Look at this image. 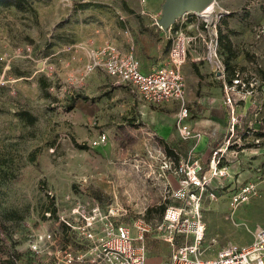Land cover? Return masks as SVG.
<instances>
[{
  "label": "rangeland",
  "instance_id": "1",
  "mask_svg": "<svg viewBox=\"0 0 264 264\" xmlns=\"http://www.w3.org/2000/svg\"><path fill=\"white\" fill-rule=\"evenodd\" d=\"M85 1L92 4L81 7ZM145 1L28 0L24 10L0 8V264H54L56 250L72 243L61 235V219L74 217L76 202L111 209L115 221L132 231L136 220H146L151 224L146 264L167 259L163 213L184 201L193 210L191 197L181 200L173 191L183 177L177 171L180 160L208 164L195 147L198 139L199 145L204 141L202 135L209 138L207 153L219 149L218 166L226 171L212 175L205 166L204 188L193 187L204 226L202 257H215L228 242H251L255 229L264 224V0H215L207 13L217 36L220 28L237 51L231 82L224 71L230 102L222 67L204 43L209 37L205 22L190 27L188 33L199 34L196 55L202 59L188 58L182 68L186 92L191 93L187 137L174 122L173 109L144 106L135 92L117 86L103 69L81 78L86 47L107 40L125 49L132 43L143 60L153 63L166 56L177 25L165 34L153 15L140 12ZM186 16L189 23L196 18L193 12ZM146 37L155 43L163 39L157 55L147 53ZM216 53L223 63L219 44ZM39 78L48 83L47 89L40 87ZM21 110L35 117L33 124L18 115ZM159 128L165 136L158 134ZM102 132L105 142L93 146L91 140ZM246 187V199L231 206V197ZM52 203L54 215L46 211ZM149 207L153 209L147 215ZM47 233L55 241L46 239L40 252L33 251L32 240ZM189 236L187 241H193ZM182 241L176 238L174 243Z\"/></svg>",
  "mask_w": 264,
  "mask_h": 264
},
{
  "label": "built area",
  "instance_id": "2",
  "mask_svg": "<svg viewBox=\"0 0 264 264\" xmlns=\"http://www.w3.org/2000/svg\"><path fill=\"white\" fill-rule=\"evenodd\" d=\"M188 13L176 19L177 28L170 36L165 58L148 71L141 69L140 61L132 49L124 50L117 43L109 40L89 51L81 78L100 68L116 82L126 85L135 92L137 98L145 104L152 106H162L165 103L177 104L175 122L180 134L187 137L191 127L185 122L189 108L185 100L186 85L182 66L190 56L192 45L195 48L196 37L199 35L194 30L188 32L193 29L190 27L198 28L199 22H205L203 26L207 29L209 37L204 43L212 48L213 57L222 67L224 91L227 101L230 102L224 65L216 53L215 24H209L206 19L207 13L203 10L193 12L196 18L194 22L189 23L186 16ZM183 23L186 26H183ZM171 27L167 32L170 33ZM105 140L106 134L102 132L91 140V144L99 145ZM221 155L218 149L210 156L207 166L212 175L226 173L225 166H218ZM204 169L205 166L201 165L198 159L191 162L180 160L178 163L177 171L183 177L179 186L173 191V195L181 200L191 197L193 210L188 208L189 203L185 201L180 205L166 207L161 226L164 225L167 229L164 237L170 244V250L168 258L158 264H264V224L255 229L251 242L242 245L228 242L217 250L215 257H202L199 244L203 238L204 226L200 224L199 196L194 188L199 190L204 188L206 183ZM246 190H249V187L244 188L243 193L232 196L230 205L236 207L243 202L246 199ZM71 213L74 217L61 219L65 226L61 235L72 243L60 246L56 250L54 264H146V234L151 227L149 222L139 218L135 221V231H132L127 224L115 221L114 211L111 209L103 211L97 202H76L71 207ZM189 235H192L193 241H187ZM176 238L184 241L175 244ZM46 239L55 241L54 234L47 233L40 236V239H33L30 248L40 252L41 244Z\"/></svg>",
  "mask_w": 264,
  "mask_h": 264
},
{
  "label": "crops",
  "instance_id": "3",
  "mask_svg": "<svg viewBox=\"0 0 264 264\" xmlns=\"http://www.w3.org/2000/svg\"><path fill=\"white\" fill-rule=\"evenodd\" d=\"M162 3H163V0H146L145 1V3L143 4V6H142V9L140 10V12L142 13V14H146V15H153L154 17H155V23H156V21H157V19L160 17V15H161V5H162ZM138 13V12H137ZM156 32H158V30L156 29V28H154L153 27V29H152V33L155 35V36H157V33ZM165 34H166V32L165 31H163ZM153 38V37H152ZM107 41H109V40H107ZM163 41V39H160V41H159V43H155V41H153L152 39H151V37L149 38V37H146V39H145V42H146V44H147V48H146V51H147V53H150V54H152V55H157L158 53H159V51H160V47H161V43L160 42H162ZM106 42V41H105ZM104 42V43H105ZM119 45V44H118ZM122 49H124V50H128V49H125V48H123L121 45H119ZM95 47H97V46H91V48L89 47V48H87L86 47V49H85V62L87 61V59H88V53H89V51L92 49V48H95ZM200 48V46H198V42H196L195 43V48H194V46L192 45V47H191V50H190V56L188 57L189 59H195V60H201L202 59V56H198V55H196L197 54V49H199ZM130 49H132L133 51H134V53H135V55H136V57L139 59V61H140V67H141V69L143 70V71H148L151 67H153V66H155V65H157L158 63H160L163 59H161V60H159L158 62H156V63H153V62H151V60L150 59H144L143 60V55L141 54V53H139V54H137L138 53V49L136 48H134V46H133V44L131 43L130 44ZM187 58V59H188ZM150 60V61H149ZM187 61V60H186ZM186 63V62H185ZM184 63V64H185ZM183 64V65H184ZM193 67H194V69L196 70V72L198 73V68L195 66V65H193ZM182 68H183V66H182ZM185 68H186V71H187V64L185 65ZM108 75V74H107ZM89 76V75H88ZM88 76H85V79H87L88 78ZM109 76V75H108ZM110 78H111V80H113V82L114 83H116L117 84V86H119V87H123V88H128L126 85H124V84H122V83H119V82H116L115 80H114V78L113 77H111V76H109ZM189 93L187 94V92H186V96H185V100H186V103H187V106H188V108H189V115L191 116V110H190V106H189V100H188V97L190 98L191 97V93H190V91H188ZM137 98V97H136ZM138 99V98H137ZM139 100V99H138ZM142 104L144 105V106H146V105H148V104H145V103H143L142 102ZM148 106H150V105H148ZM152 106V105H151ZM161 107H166V108H168V109H173L174 111V122H175V119H176V112H177V104H175V103H165V104H163ZM190 116H188L186 119H185V122L188 124V122H189V118H190ZM88 117V116H87ZM85 120H86V118H85ZM189 125V124H188ZM190 126V125H189ZM191 127V126H190ZM160 129V133H158V134H160V135H162V136H165L166 135V132L162 129V128H159ZM169 135V134H168ZM203 137H204V141L199 145V139H198V141H197V143H196V150H198V151H203L202 153H201V156H200V160L201 161H205V160H207V156H208V154L209 153H207V150H208V147H210V145L208 144V142H209V138L206 136V135H202ZM206 145H208V146H206ZM207 148V149H206ZM206 154V155H205ZM205 166L207 167V164H205ZM206 172V171H205ZM149 258H151V257H148V254H147V259H149ZM163 260H165V259H162V260H160L158 263H160L161 261H163ZM157 263V264H158Z\"/></svg>",
  "mask_w": 264,
  "mask_h": 264
},
{
  "label": "trees",
  "instance_id": "4",
  "mask_svg": "<svg viewBox=\"0 0 264 264\" xmlns=\"http://www.w3.org/2000/svg\"><path fill=\"white\" fill-rule=\"evenodd\" d=\"M92 2L90 1H85V2H81L79 5L82 6H86V5H91ZM29 6L28 0H0V8H6V7H14L18 10H24L26 7ZM217 42L219 44V47L221 48L222 52L225 53V57L223 60V64H224V71L226 70L228 73V81L231 82V79L235 77L236 75V70L234 68V66L231 64V60L233 58H235L237 56V51L234 49L233 44L231 39L229 38V36L222 32V30L219 28V33L217 36ZM217 44V45H218ZM261 76H264V70L261 69ZM39 85L40 87L45 90L48 88V83L45 81V79L43 78H39ZM48 95V94H47ZM86 98V96H85ZM72 101L69 102L68 108H72ZM18 115L24 119L25 121L29 122L30 124H33V122L35 121V117L28 112L27 110H21L18 112ZM75 145H77V147L79 148H85L86 145L84 143L79 144L77 142H75ZM164 145H165V149L167 150V153L170 155L171 154V149L168 146V144L163 141ZM212 153H209L207 156V160L209 161L210 156ZM175 158H177L175 156ZM152 207H149L146 209V214L148 215L151 211H152ZM46 211H48L50 213V215H54L56 212V208L54 206V204L52 203L51 205L48 204L46 206ZM164 211V206H160V216L162 215ZM4 233V226L3 223L1 221L0 218V238L2 237Z\"/></svg>",
  "mask_w": 264,
  "mask_h": 264
},
{
  "label": "water",
  "instance_id": "5",
  "mask_svg": "<svg viewBox=\"0 0 264 264\" xmlns=\"http://www.w3.org/2000/svg\"><path fill=\"white\" fill-rule=\"evenodd\" d=\"M213 0H163L161 15L156 23L164 31L186 12H200L204 10Z\"/></svg>",
  "mask_w": 264,
  "mask_h": 264
},
{
  "label": "bare ground",
  "instance_id": "6",
  "mask_svg": "<svg viewBox=\"0 0 264 264\" xmlns=\"http://www.w3.org/2000/svg\"><path fill=\"white\" fill-rule=\"evenodd\" d=\"M214 1H215V0H213V2L210 3V4L208 5V7H206L203 11L206 12V13L211 12L212 9H213V6H214Z\"/></svg>",
  "mask_w": 264,
  "mask_h": 264
}]
</instances>
